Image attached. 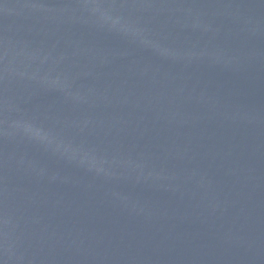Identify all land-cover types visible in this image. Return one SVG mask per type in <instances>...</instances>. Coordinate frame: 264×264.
Returning a JSON list of instances; mask_svg holds the SVG:
<instances>
[{
    "label": "water",
    "instance_id": "water-1",
    "mask_svg": "<svg viewBox=\"0 0 264 264\" xmlns=\"http://www.w3.org/2000/svg\"><path fill=\"white\" fill-rule=\"evenodd\" d=\"M0 264H264V0H0Z\"/></svg>",
    "mask_w": 264,
    "mask_h": 264
}]
</instances>
